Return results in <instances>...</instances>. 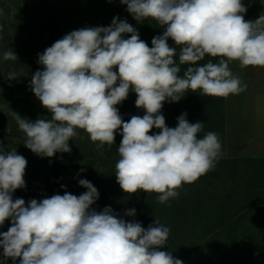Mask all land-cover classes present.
Wrapping results in <instances>:
<instances>
[{
  "label": "clouds",
  "instance_id": "obj_1",
  "mask_svg": "<svg viewBox=\"0 0 264 264\" xmlns=\"http://www.w3.org/2000/svg\"><path fill=\"white\" fill-rule=\"evenodd\" d=\"M120 2L138 23L151 18L162 26L163 34L152 38V47L118 17L107 27L74 30L38 54L43 70L31 77V91L51 118L33 122L14 111L12 116L26 136L24 145L41 157L70 153L68 142L78 137L77 129L109 147L119 131L115 175L120 188L129 194L155 192L158 203L164 204L222 158L216 132L198 138L204 122L190 123L185 112L177 117L175 128L166 126L164 102H178L189 91L224 98L244 92L247 85L233 75L229 63L264 67V15L245 21L247 8L241 0ZM169 38L179 53L169 46ZM206 56L221 59L200 66ZM3 59L18 58L7 50ZM182 65L188 67L181 76ZM19 75L12 71L6 78ZM130 90L137 95L135 106L145 114L125 122L116 105L128 98ZM153 128L159 133L150 135ZM26 165L16 148L0 146V226L6 219L12 222L0 233L4 258L0 264L8 258L13 264L17 258L20 264H184L161 250L170 229L159 219L144 228L139 221L118 218L110 206L100 212L93 209L99 192L87 179L79 180L87 189L79 197L65 191L27 205L22 198L13 201L12 193L26 186ZM125 215L134 217L136 210H126Z\"/></svg>",
  "mask_w": 264,
  "mask_h": 264
},
{
  "label": "crops",
  "instance_id": "obj_2",
  "mask_svg": "<svg viewBox=\"0 0 264 264\" xmlns=\"http://www.w3.org/2000/svg\"><path fill=\"white\" fill-rule=\"evenodd\" d=\"M241 2L247 8L245 21L254 22L264 15V0ZM126 9L120 0H0V146L16 148L27 160L26 186L12 193L13 201L22 198L27 205L32 199L39 202L65 191L79 197L87 191L79 180L87 179L99 192L93 209L100 212L110 206L118 218L139 221L144 228L159 219L170 229L167 245L161 250L171 252L184 264H264V67L241 68L239 61L229 63L233 75L247 85L238 95L205 96L197 90L187 92L178 102H164L161 113L166 126L175 128L177 117L186 112L190 123L204 122L198 138L209 131L218 134L222 152L213 170L183 184L177 189L179 196L164 204L158 203L155 192L129 194L120 188L115 175L122 140L119 131L109 147L92 142L84 130L77 129L78 137L68 142L71 152H57L51 158L24 145L26 136L12 112L33 122L52 115L30 88L32 75L43 70L38 54L74 30L110 26L114 17L131 24L149 47L154 36L163 34L157 21L148 18L138 23ZM168 44L179 53L171 38ZM7 50L18 59L5 61L3 52ZM174 59L178 63V55ZM209 59L218 63L221 57L206 56L198 64L203 66ZM186 67L181 66V76ZM12 71L22 75L8 80ZM136 99L130 90L128 98L116 105L123 121L145 114L135 106ZM159 131L153 128L149 134ZM133 208L136 215L126 216V210ZM11 226V218L6 219L0 233ZM6 264H13L12 259ZM15 264H20V258Z\"/></svg>",
  "mask_w": 264,
  "mask_h": 264
}]
</instances>
